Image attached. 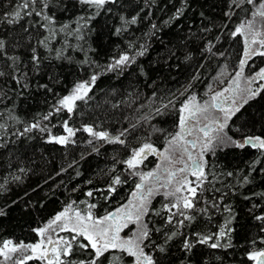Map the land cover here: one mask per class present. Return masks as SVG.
I'll use <instances>...</instances> for the list:
<instances>
[{
  "label": "snow or ice",
  "instance_id": "snow-or-ice-1",
  "mask_svg": "<svg viewBox=\"0 0 264 264\" xmlns=\"http://www.w3.org/2000/svg\"><path fill=\"white\" fill-rule=\"evenodd\" d=\"M194 4L0 0V194L38 177L0 207L36 217L30 235L0 227V264H264V0H225L199 23ZM97 20L113 38L103 56ZM158 40L149 64L188 70L172 87L141 62ZM233 149L242 167L220 159ZM93 155L108 163L85 177Z\"/></svg>",
  "mask_w": 264,
  "mask_h": 264
},
{
  "label": "trees",
  "instance_id": "trees-1",
  "mask_svg": "<svg viewBox=\"0 0 264 264\" xmlns=\"http://www.w3.org/2000/svg\"><path fill=\"white\" fill-rule=\"evenodd\" d=\"M167 2V0H164ZM225 0H195V4L192 10L187 13V16L190 19H195L197 23H199V12L204 11L206 17H211L213 19H218L222 14L221 9L223 8ZM165 9H158L156 11V16L161 20L165 19ZM97 33L94 34L93 39L97 44L99 49V55L103 56L106 52L110 51V45L112 44L113 38L108 32L107 28L103 27L104 21L97 20ZM179 23L184 24V20H180ZM190 26V25H189ZM165 37L164 43L171 41V43L179 49L181 41L183 40L182 33L175 27L171 26L170 28H165ZM164 43H161L159 40L153 44V47L150 49L148 56L142 59V63L145 66L150 68V73L152 74V79H157L158 77L162 78V80H158V83L162 85H167L168 87L174 86L175 80H181L183 76L188 71L182 61L173 57L171 60H168L166 63L161 61L160 63H152L149 64L150 61H153L157 55V53H163ZM180 55V51H177V56ZM177 63L181 64V67L177 69L175 65ZM110 78H104L103 82L100 84V87L103 88L110 83ZM149 87H151V81H148ZM260 101H257V107ZM41 102L39 99L36 101L27 100L22 102V109L26 108L31 112L38 111L41 107ZM247 107V106H246ZM251 111V109H249ZM159 120V118H157ZM171 120L169 117H165L164 120H160V126L168 127ZM46 150L52 152L54 154L53 166H55L56 162L60 159V146L47 145ZM111 151V149H109ZM246 155L242 153L240 150L233 149L227 150L225 153L220 154V159L224 161L226 164L230 166L242 167L243 161L246 159ZM152 160V157L149 159ZM108 163V160L105 156H91L87 158L82 164V171L85 177L89 176L92 171L104 167V165ZM151 166V165H149ZM3 173V170L0 169V174ZM38 179V177H32L25 185L20 187L14 186L12 192L3 195L0 194V207L3 206L5 201H10V199H16V196L19 195L22 198V201H26L29 197L24 196V192L27 191L28 184H34V182ZM58 180H64L67 183L68 177L61 176L57 178ZM75 182V181H74ZM51 184V181H49ZM125 189L124 191H126ZM38 195H42V193L37 190ZM32 194H30L31 196ZM63 196V190H57V196L53 198V202L47 205L48 209L56 207L59 203L60 199ZM34 198V197H33ZM239 202V201H238ZM7 216H0V227H4L8 232H14L16 234H21L22 230L25 235H30L27 232V226L31 223H34L36 217L33 213L32 209H25L23 207V203L18 201L16 204H10V207L7 209ZM243 222V221H242Z\"/></svg>",
  "mask_w": 264,
  "mask_h": 264
},
{
  "label": "flooded vegetation",
  "instance_id": "flooded-vegetation-1",
  "mask_svg": "<svg viewBox=\"0 0 264 264\" xmlns=\"http://www.w3.org/2000/svg\"><path fill=\"white\" fill-rule=\"evenodd\" d=\"M151 157H149V159H150Z\"/></svg>",
  "mask_w": 264,
  "mask_h": 264
}]
</instances>
